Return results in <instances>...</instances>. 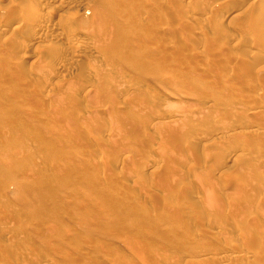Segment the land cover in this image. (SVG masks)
I'll list each match as a JSON object with an SVG mask.
<instances>
[{
    "label": "rangeland",
    "instance_id": "obj_1",
    "mask_svg": "<svg viewBox=\"0 0 264 264\" xmlns=\"http://www.w3.org/2000/svg\"><path fill=\"white\" fill-rule=\"evenodd\" d=\"M24 1L0 0V264H264V5Z\"/></svg>",
    "mask_w": 264,
    "mask_h": 264
},
{
    "label": "bare ground",
    "instance_id": "obj_2",
    "mask_svg": "<svg viewBox=\"0 0 264 264\" xmlns=\"http://www.w3.org/2000/svg\"><path fill=\"white\" fill-rule=\"evenodd\" d=\"M28 1H29V0L24 1V2H27V3L29 4V5H28V4L25 3V4H26L25 7H28V8H26L27 10L25 9V12L28 11L27 15H25V16L27 17L28 14H29V16H30V15H33V14H34V16H35V13H33V11L35 12L36 10H34V9H36V8L38 9V7H36V6H39L40 3L43 2V0H30L29 2H28ZM67 1H68V0H66V3H67ZM69 2H70V1H69ZM66 3H65V5H67ZM60 4H61V3H60ZM60 4H59V5H60ZM252 4H253L254 6L256 5L257 8H259L258 11H260V9H261L260 7H262V5H264V0H254V2L252 1ZM27 5H28V6H27ZM59 5H58V6H59ZM63 5H64V4H63ZM180 5H183V4L181 3ZM256 6H255V7H256ZM25 7H24V8H25ZM252 7H253V6H252ZM255 7H254V8H255ZM262 8H263V7H262ZM255 9H256V8H255ZM255 9H254V10H255ZM47 11H48V10H47ZM258 11H256V12H258ZM21 12H24L23 9L21 10ZM256 12H255V13H256ZM36 13H39V11L36 12ZM36 15L38 16V14H36ZM254 15H255V14H254ZM258 15H259V14H258ZM29 16H28V17H29ZM37 16H36V17H37ZM41 16H42V14H41ZM41 16H40V17L38 16V17H39V20H41V19H40ZM256 16H257V13H256ZM26 17H25V20L27 19ZM32 17H33V16H32ZM32 17H29V18H32ZM42 17H43V16H42ZM252 17H253V15H252ZM263 17H264V15H263ZM35 19H36V18H35ZM257 19H258V18H257ZM6 20H8V19H6ZM6 20H5V21H6ZM187 20H188V19H187ZM20 21L23 22V19L20 18ZM26 21H27V20H26ZM28 21H29V20H28ZM43 21H44V22H43L42 24H40L41 21L39 22L40 25H36V24H35L36 26L34 25L35 22L33 23V25H34V30H33L32 33H33V36H34V37H35V36H38V35L43 31V28L45 27L44 25L47 24V23L45 22L46 20H43ZM252 21H253V20H252ZM29 22H31V21H29ZM32 22H33V21H32ZM255 22H256V21H254V23H255ZM249 23H251L250 20H249L248 24H249ZM252 24H253V23H251V26H252ZM253 25H255V24H253ZM259 25H260V24H259ZM50 26H51V25H50ZM263 26H264V25H263ZM67 27H68V26H67ZM67 27H66V28H67ZM253 27H254V26H253ZM253 27H251V28L253 29ZM259 27H260V26H258L257 29H259ZM66 28H64L65 30L61 31V33L59 32V35H60L62 38H66V40L68 39L67 41H71V42H74V43H78V42L80 41V40H79L80 38H78V35H79V34L77 35V34L74 32L75 30H73V31H72L71 29H70V30H68V29L66 30ZM158 28H159V27H158ZM161 28H162V27H161ZM255 28H256V27H254V29H255ZM45 29H46V27H45ZM72 29H73V28H72ZM156 30H157V31H155V32H156L157 36H158V35H161V36H162V34L164 33L163 28L161 29V31H159L160 29H159V30L156 29ZM249 30H250V29H249ZM249 30H248V31H249ZM262 30L264 31V29H262ZM250 31H251V30H250ZM250 31H249V32H250ZM263 31H262V32H263ZM90 32H92V30L89 31L88 33L91 34ZM94 32H95V31H94ZM155 32H154V34H155ZM251 32H254V30L251 31ZM258 32H261L260 29L258 30ZM166 34H167V33H165V35H166ZM247 34H248V33H247ZM249 34H250V33H249ZM92 35H93V34H92ZM28 36H30V35H28ZM245 36H246V35H245ZM247 36H248V35H247ZM247 36H246V38H247ZM252 36H253V35H251V38H253ZM260 36H261V35H260ZM262 36H263V35H262ZM61 37H59V38H61ZM249 37H250V36H249ZM249 37L247 38L248 40H250ZM240 38H241V37H240ZM256 39H257V38H256ZM66 40H64V41H66ZM241 40H242V39H241ZM244 40L246 41V39H244ZM82 41H83V40H82ZM82 41H81V42H82ZM85 41H86V40H85ZM242 41H243V40H242ZM245 41H244L243 43H245ZM254 41H255V40H254ZM254 41H253V42H254ZM81 42H80V44L78 43L77 45H81ZM249 42H250V41H249ZM253 42H252V43H253ZM263 42H264V41H263ZM64 43H65V42H64ZM69 43H70V42H69ZM82 43H84V42H82ZM246 43H247V42H246ZM250 43H251V42H250ZM84 45H85V43H84ZM262 45H264V44H262ZM77 47H78V46H77ZM80 47H81V46H80ZM80 47H79V48H80ZM82 47H83V44H82ZM82 47H81V48H82ZM249 47H250V46H249ZM257 47H258V46H257ZM259 47H261V46H259ZM79 48H78V49H79ZM86 48H88V47H86ZM261 48H263V47H261ZM78 49H77V50H78ZM84 49H85V47H84ZM90 49H92V47H91V48L89 47V50H90ZM262 50H263V49H262ZM90 51H91V50H90ZM263 51H264V50H263ZM87 52H88V51H87ZM94 52H96V51H93V53H94ZM74 53L76 54V51H75ZM77 54H78V53H77ZM257 54H258V53H257ZM257 56H258V55H257ZM259 56H260L261 58L263 57V55H262L261 53L259 54ZM104 57H105V56H103V59L101 58L102 62H103V60H104ZM261 58H258V59H261ZM262 60H263V59H262ZM105 61H106V60H104V62H105ZM107 66H108V65H107ZM110 71H111V70H110ZM112 73H113V71H112ZM142 92H143V91H142ZM144 94H145V93H144ZM143 96H144V95H143ZM166 98H167V97H166ZM132 104H134V103H132ZM117 105H118V104H117ZM129 106H130V105H129ZM118 108H119V107H118ZM118 108H116V109H118ZM132 108H135V107H132ZM132 108L130 107V110H132ZM194 108H195V107H194ZM122 109H123V108H122ZM122 109H121V110H122ZM191 110H192V109H191ZM196 110L200 111V109L197 108V107H196ZM99 111H100V110H99ZM99 111H98V112H99ZM117 111H119V110H114V111H113V116H114V117L118 115V112H117ZM193 111H194V110H193ZM121 112H122V111H121ZM103 113H104V112H103ZM84 114H85V113H84ZM86 114H87V113H86ZM106 114H107V113H106ZM111 114H112V113H111ZM111 114H110V115H111ZM81 115H83V114H81ZM103 115H104V114H103ZM107 115H108V114H107ZM107 115H104V116H107ZM89 116H90V114H89ZM98 116H99V115H98ZM81 117H82V116H81ZM99 117H100V116H99ZM82 118H84V117H82ZM89 118H90V117H89ZM89 118H88V119H89ZM95 118H96V117H95ZM84 119H85V118H84ZM86 119H87V118H86ZM90 119H92V118H90ZM93 119H94V118H93ZM102 119H104V118H102ZM111 119H112V118H111ZM78 120H79V118H78ZM97 120H98V119H97ZM97 120H96V122H97ZM100 120H101V119H100ZM109 120H110V119H108V121H109ZM80 121H81V120H80ZM93 121H94V120H93ZM110 121H112V120H110ZM81 122H82V121H81ZM84 122H86V121H84ZM99 122H100V121H99ZM101 123H103V122H101ZM111 123H112V122H111ZM94 124H95V123H94ZM104 124H105V122H104ZM106 124H108V123H106ZM95 125H96V124H95ZM98 125H99V123H98ZM207 143H208V142H207ZM210 143H211V142H210ZM208 145H209V143H208V144L204 143L203 147H204V146H208ZM210 146H211V145H209V148H208V147H206V148L210 149V148H211ZM204 148H205V147H204ZM218 151H220V150H218ZM227 151H228V150H227ZM225 152H226V151H225ZM224 154L227 156L226 153H223L222 156H225ZM226 156H225V157H226ZM249 173H250V172H249ZM244 175H245V174H244ZM249 175H251V174H249ZM247 177H248V176H247ZM243 179H244V178H243ZM244 180H245V179H244ZM246 182H247V181H246ZM215 207H216V206H214V208H215ZM235 247H237V246H235ZM235 247H234L235 251L238 252V251H237V248H235ZM230 249H231V248H230ZM238 249H240V247H239ZM239 252H240V251H239ZM239 252H238V253H239ZM232 253H233V252H232ZM234 253H235V252H234ZM234 253H233V255H232V258H233V257L235 258ZM236 254H237V253H235V255H236ZM240 254H242V250H241V253H240ZM227 255H228V254H227ZM229 255H231V254H229ZM237 255H238V254H237ZM218 256H219V255H218ZM239 256H240V255H238V257H239ZM236 257H237V256H236ZM240 257H242V256H240ZM225 258H226V255H225ZM225 258H224V255L222 254V255L219 256V261L224 262V261H226ZM229 258H230V256H229ZM205 259H206V258H205ZM209 259H211V258L209 257ZM213 259H214V258H213ZM216 259H217V258H216ZM211 260H212V259H211ZM229 260H231V259H229ZM209 262H210V261H209ZM215 262H217V261H215ZM227 262H228V261H227ZM219 263H220V262H219ZM224 263H225V262H224ZM222 264H223V263H222ZM225 264H226V263H225ZM228 264H229V262H228ZM231 264H232V263H231Z\"/></svg>",
    "mask_w": 264,
    "mask_h": 264
}]
</instances>
